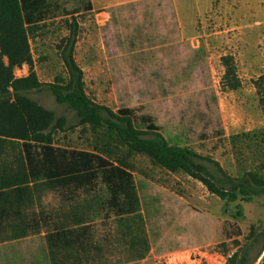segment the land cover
<instances>
[{"label": "rangeland", "instance_id": "obj_1", "mask_svg": "<svg viewBox=\"0 0 264 264\" xmlns=\"http://www.w3.org/2000/svg\"><path fill=\"white\" fill-rule=\"evenodd\" d=\"M48 2L50 16L30 39L44 86L25 95L52 113L43 133L55 146L98 153L132 174L142 219L121 218L101 178L86 188L33 182L0 214V264H230L264 225V195L219 198L105 125L83 122L46 85L69 86L62 53L73 40L91 102L128 109L123 118L139 132L154 124L171 146L219 165L223 175L209 167L220 177L264 180V114L253 84L264 75V0H137L100 10H88L89 0ZM224 56L236 62L237 91L222 88ZM30 74L27 64L14 71ZM24 169L21 143L0 139V172ZM250 257L264 264V241Z\"/></svg>", "mask_w": 264, "mask_h": 264}, {"label": "trees", "instance_id": "obj_2", "mask_svg": "<svg viewBox=\"0 0 264 264\" xmlns=\"http://www.w3.org/2000/svg\"><path fill=\"white\" fill-rule=\"evenodd\" d=\"M87 9L93 10L90 0ZM49 16L48 0H0V139L19 141L25 160L23 171L0 172V202L14 195L24 197L33 182L44 180L60 186L86 188L101 178L111 192V204L118 215L121 218L142 219L132 174L98 153L55 146L52 136L43 133L51 124L52 113L25 95L34 88L44 86L32 70L30 39ZM74 43L72 40L70 47L62 53L70 76L69 86L46 85L58 102L73 107L85 123L105 125L109 131L125 139L131 149L149 155L158 165L172 172H185L199 180L223 200L234 202L238 199V193L246 201L264 195V180L254 174L241 180L220 177L209 167V164L215 165L223 175L219 165L189 149L171 146L154 124L150 126L151 131L139 132L123 118L128 109L115 114L91 102L83 91V73L73 56ZM25 64L31 67L30 76L16 78L15 69ZM222 64L225 68L222 88L225 91L239 90L242 81L234 58L224 56ZM253 84L264 114V75ZM262 241L264 225L252 229L248 243L230 258V264H251V251ZM134 242L145 244L144 240L137 238ZM148 249L147 246L141 259Z\"/></svg>", "mask_w": 264, "mask_h": 264}, {"label": "crops", "instance_id": "obj_3", "mask_svg": "<svg viewBox=\"0 0 264 264\" xmlns=\"http://www.w3.org/2000/svg\"><path fill=\"white\" fill-rule=\"evenodd\" d=\"M131 1H137V0H91L95 10L111 8L114 6H118V5H122L124 3L131 2ZM27 191L28 190H26V192ZM26 192H25V194H26ZM24 197H22V198H24ZM22 198L14 195L11 198H9L8 200L1 201L0 202V214L4 215L5 213H7L4 211V210H6L7 207H10L11 205H14V204L16 205V203L17 204L21 203Z\"/></svg>", "mask_w": 264, "mask_h": 264}]
</instances>
